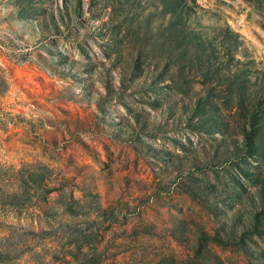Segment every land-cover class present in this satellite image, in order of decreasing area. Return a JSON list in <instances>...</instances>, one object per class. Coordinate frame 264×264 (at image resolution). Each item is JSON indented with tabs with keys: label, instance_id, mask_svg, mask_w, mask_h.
<instances>
[{
	"label": "rangeland",
	"instance_id": "1",
	"mask_svg": "<svg viewBox=\"0 0 264 264\" xmlns=\"http://www.w3.org/2000/svg\"><path fill=\"white\" fill-rule=\"evenodd\" d=\"M0 264H264V0H0Z\"/></svg>",
	"mask_w": 264,
	"mask_h": 264
}]
</instances>
